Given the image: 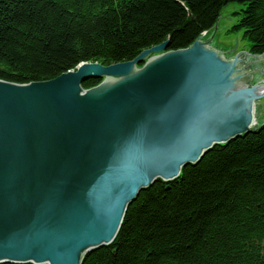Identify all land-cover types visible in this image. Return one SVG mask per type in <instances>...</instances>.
<instances>
[{"label":"water","instance_id":"1","mask_svg":"<svg viewBox=\"0 0 264 264\" xmlns=\"http://www.w3.org/2000/svg\"><path fill=\"white\" fill-rule=\"evenodd\" d=\"M165 48L47 82H0V264H81L113 242L142 190L214 142L252 133L244 63L225 69L194 43L136 69ZM88 80L97 84L84 89Z\"/></svg>","mask_w":264,"mask_h":264},{"label":"trees","instance_id":"2","mask_svg":"<svg viewBox=\"0 0 264 264\" xmlns=\"http://www.w3.org/2000/svg\"><path fill=\"white\" fill-rule=\"evenodd\" d=\"M228 4L242 7L230 31L263 54L264 0H0V80L46 81L162 42L185 48ZM179 176L141 192L116 239L81 264H264V130L216 146Z\"/></svg>","mask_w":264,"mask_h":264},{"label":"rangeland","instance_id":"3","mask_svg":"<svg viewBox=\"0 0 264 264\" xmlns=\"http://www.w3.org/2000/svg\"><path fill=\"white\" fill-rule=\"evenodd\" d=\"M241 8L238 4H228L221 10L220 16L216 21V30L213 33L210 46L212 47L211 50L216 49L214 52H218L219 58L225 61L226 64L233 62L232 60L237 62V59L241 60V63H244L245 67L250 71V74L245 77V82L246 84H253L264 76V53L259 56H249V43L242 38V32L230 31L239 18L235 13L239 12ZM209 35L210 33L207 34L206 38ZM204 44L208 47H206L207 49H210L208 44ZM252 112V115L255 112V116L253 115L255 120L248 130L254 134L256 130H264V98L255 104V109L253 106Z\"/></svg>","mask_w":264,"mask_h":264},{"label":"bare ground","instance_id":"4","mask_svg":"<svg viewBox=\"0 0 264 264\" xmlns=\"http://www.w3.org/2000/svg\"><path fill=\"white\" fill-rule=\"evenodd\" d=\"M215 25H216V23L213 25V27L212 28H210V30H208V31H204V32H202L200 35H199V37L196 39V40H194L190 45H188L187 47H185V48H182V49H178V50H168V43L167 42H162L161 44H158V45H154V46H152L151 48H148V49H144L143 51H141L140 53H139V55L138 56H136L133 60H135L136 58H138L143 52H146V51H149V50H152L153 48H156V47H158V46H160V45H165L166 46V48L163 50V51H161V52H159V53H151L150 55H148L145 59H144V61L141 63V64H137L135 67H136V69L137 70H140V69H142L144 66H145V64H147V62L148 61H150L151 59H153V58H155V57H160V56H162L163 54H167V53H169V52H175V51H179V50H186V49H188L191 45H193L194 43H199V44H203V45H205L204 43H206V44H208L209 46H210V41H211V39H212V36H213V33H214V31L216 30V27H215ZM236 32H239V31H236ZM210 33V35H209V37H207L206 38V36H207V34H209ZM204 42V43H203ZM207 46L205 45V50H211L212 49V47L210 46V49H207L206 48ZM214 49V48H213ZM214 50H216V49H214ZM214 50H211V51H214ZM218 52H215V54L217 55V57H218V59H219V56H218V54H217ZM264 53V52H263ZM239 55V54H238ZM248 55L249 56H259V55H255V54H252V53H250L249 51H248ZM262 55V54H261ZM226 58V57H225ZM233 58H235V57H233ZM133 60H131V61H133ZM238 60V62H240L241 63V60H239V59H237ZM219 61H221V60H219ZM223 61V60H222ZM233 62H231V63H229V64H225V69H229V68H232V67H235V61L236 60H232ZM126 62H130V61H124V62H118V63H111V64H109V65H107V66H102V65H100V64H97V63H91V62H81V63H79L77 66H76V68L80 65H82V64H97V65H100V66H102V67H110V66H113V65H116V64H119V63H126ZM237 62V61H236ZM226 63V62H225ZM75 68V69H76ZM74 69V70H75ZM245 77L248 75V74H250V71L245 67ZM74 70H69V71H67V72H71V71H74ZM137 70H134L135 72H137ZM67 72H63V73H61V74H59L58 76H61V75H63V74H66ZM57 76V77H58ZM54 79V78H53ZM50 80H52V79H50ZM50 80H46V81H41V82H47V81H50ZM0 82H6V81H3V80H0ZM41 82H31V83H29V84H35V83H41ZM6 83H8V84H10V85H15V86H17V85H21V84H15V83H10V82H6ZM245 84H246V82H245ZM28 85V84H27ZM246 91H249V92H254V100H252L251 101V103H250V101L249 102H246L245 103V106H246V117H247V128H249L251 125H253L254 124V116H255V112H254V116L252 115V110H253V106H254V109H255V104H257V102L260 100V99H262V98H264V76H262V78H261V80H258L256 83H253V84H251V88H242V92H246ZM253 105V106H252ZM255 134V133H254ZM243 137V136H242ZM236 140V139H235ZM234 141V140H233ZM232 142V141H231ZM229 143V142H228ZM226 145V140H222V141H219V143H216V142H214V148L216 147V146H220V145ZM214 148H210L209 149V151L206 153V154H208L210 151H212V149H214ZM200 160V159H199ZM199 160H198V162H199ZM189 166H192V165H189ZM188 167V166H187ZM186 168V167H185ZM185 168H183V169H185ZM183 169H181V170H183ZM181 170H180V172H181ZM180 175V174H179ZM179 175H177V176H175L174 178H172L171 180H169L168 182H172V181H174V180H176L177 178H179L180 176ZM158 179H160V178H158ZM158 181H162V182H165V181H163V180H158ZM153 185V183L150 185V187ZM143 191H145V190H142L141 192H143ZM132 204V202H128V205H127V208H126V211H127V209L129 208V206ZM126 211H125V213H126ZM124 216H125V214H124ZM123 219H124V217H123ZM123 224V220H122V223H121V225ZM121 227V226H120ZM119 229L120 228H117L116 229V236H117V234H118V232H119ZM116 236L113 238V240H115L116 239Z\"/></svg>","mask_w":264,"mask_h":264}]
</instances>
